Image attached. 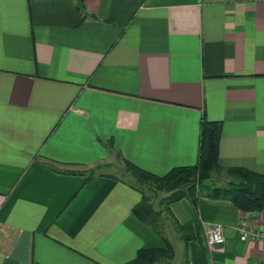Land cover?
<instances>
[{"label":"crops","instance_id":"0c3cea01","mask_svg":"<svg viewBox=\"0 0 264 264\" xmlns=\"http://www.w3.org/2000/svg\"><path fill=\"white\" fill-rule=\"evenodd\" d=\"M83 2L0 0V264H126L164 238L170 264H264L241 239L264 212L156 195L162 238L118 172L196 165L206 119L223 167L264 174V0Z\"/></svg>","mask_w":264,"mask_h":264},{"label":"trees","instance_id":"16d2710c","mask_svg":"<svg viewBox=\"0 0 264 264\" xmlns=\"http://www.w3.org/2000/svg\"><path fill=\"white\" fill-rule=\"evenodd\" d=\"M83 7V0H78V8L83 10ZM221 135V122L203 119L198 163L174 168L163 176L146 172L126 162L127 182L142 194V201L133 210L140 222L164 238L161 231L163 212L156 210L153 205V199L158 193L166 195L161 200L165 211H169L172 203L182 199L187 198L196 205L199 198L205 197L229 201L244 213L264 212V174L223 167L220 164ZM221 174L227 175L230 180L226 185H215L213 177ZM178 230L184 242L193 238L188 235L190 226L178 225ZM164 240V247L139 250L136 257L126 264H170L174 248L167 239Z\"/></svg>","mask_w":264,"mask_h":264},{"label":"built area","instance_id":"2783aa9c","mask_svg":"<svg viewBox=\"0 0 264 264\" xmlns=\"http://www.w3.org/2000/svg\"><path fill=\"white\" fill-rule=\"evenodd\" d=\"M243 241L253 240L264 243V232L244 230L241 238ZM225 243L223 229L221 226H213L208 230V245L210 247L222 246Z\"/></svg>","mask_w":264,"mask_h":264},{"label":"rangeland","instance_id":"374dc122","mask_svg":"<svg viewBox=\"0 0 264 264\" xmlns=\"http://www.w3.org/2000/svg\"><path fill=\"white\" fill-rule=\"evenodd\" d=\"M120 169V170H119ZM118 169V172L120 173L121 176H124L127 173V169L125 165H121L120 168ZM104 171V170H103ZM106 172V171H104ZM96 174V173H95ZM128 177V176H127ZM130 179H132L131 177H129ZM134 180V179H132ZM230 180V177H228L227 175L221 174L218 176H214L213 177V182L215 183V185H219V186H223L226 185V183ZM147 190V189H145ZM166 195L164 193H158L157 194V199L156 200V204L158 202L161 201V198H164ZM158 206V205H156ZM176 237V236H175ZM182 244V243H181ZM179 251V252H178ZM177 251V253L179 254V258H176L175 262H178L181 257H182V249L179 248V250ZM178 256V255H177Z\"/></svg>","mask_w":264,"mask_h":264}]
</instances>
